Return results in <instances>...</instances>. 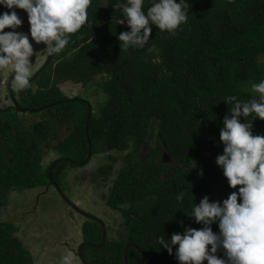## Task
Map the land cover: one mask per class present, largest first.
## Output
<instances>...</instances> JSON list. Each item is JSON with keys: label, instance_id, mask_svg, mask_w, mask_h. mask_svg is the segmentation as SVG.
I'll list each match as a JSON object with an SVG mask.
<instances>
[{"label": "trees", "instance_id": "trees-1", "mask_svg": "<svg viewBox=\"0 0 264 264\" xmlns=\"http://www.w3.org/2000/svg\"><path fill=\"white\" fill-rule=\"evenodd\" d=\"M114 2L93 0L88 10L92 27L86 24L73 34L35 80L37 89L20 95V106L44 108L39 120L25 128L17 113L0 109V205L7 203L10 190L47 183L51 162L44 164L43 150L81 162L91 146L93 154L106 153L108 159L97 176L106 178L115 163L121 164L107 204L120 212L125 232L100 249L85 247L84 257L90 264H124L123 249L133 243L150 256L176 261L154 244L155 238L183 231L178 221L201 227L186 216L195 203L205 195L222 200L232 191L215 164L222 154L219 128L231 108L222 100L229 95L247 100L253 95L251 84L264 79V0H189L188 22L175 35L153 26L144 48L128 50L117 39L129 29L120 24ZM150 6L151 0H145L144 10ZM67 81L94 86L104 95L88 119V105L63 93L60 86ZM63 124H71V132L53 145ZM254 132L264 134V121H254ZM150 138L153 146L143 155ZM130 145L122 157L110 154ZM77 166L62 159L51 176L63 186L67 170ZM180 192L185 193L182 203L176 200ZM13 228L0 224V264H33ZM82 232L93 242L101 234L94 221H86ZM127 258L129 264H169L133 247Z\"/></svg>", "mask_w": 264, "mask_h": 264}, {"label": "clouds", "instance_id": "clouds-1", "mask_svg": "<svg viewBox=\"0 0 264 264\" xmlns=\"http://www.w3.org/2000/svg\"><path fill=\"white\" fill-rule=\"evenodd\" d=\"M92 3L0 0L5 9L0 12V72L11 68L18 92L29 88L34 74L33 57L40 51L33 45H45L43 51L48 56L61 53L73 34L86 24L92 27L88 14ZM111 5L122 15L120 24L126 23L129 29L117 36L124 50L144 48L153 26L175 35L188 22L192 7L189 0H151L146 11L145 0H115ZM17 9L27 15L28 32L21 30L24 20ZM251 93L247 100L236 95L222 100L231 108L221 121L222 154L216 156L215 164L232 191L222 200L205 195L195 203L186 216L201 227L178 221L183 231L170 237L164 233L154 240L160 249L174 255L178 264H264V134L254 132V121H264V79L251 84ZM199 175L203 176L202 169ZM184 196L180 192L176 200L182 203ZM213 225H218V231H213Z\"/></svg>", "mask_w": 264, "mask_h": 264}, {"label": "rangeland", "instance_id": "rangeland-1", "mask_svg": "<svg viewBox=\"0 0 264 264\" xmlns=\"http://www.w3.org/2000/svg\"><path fill=\"white\" fill-rule=\"evenodd\" d=\"M199 1H203V0H199ZM22 16L21 18L27 22V15L26 13L22 10ZM125 26L126 23H125ZM31 42V41H30ZM34 48H37V51H40V55L33 57L34 59L41 56V55H45L46 53L43 51V47L40 48V46H43V44L40 45H33ZM43 59V58H42ZM42 63H40V61H35V67H34V72L41 66ZM39 66V67H38ZM36 69V70H35ZM10 75H12V70L11 68L0 72V102L4 103V104H8V100H6V86L5 83L3 85V83H1V81H6V78L10 77ZM101 79V76L98 75L96 77V80ZM31 84V83H30ZM37 84L33 83L30 86V89L32 91H35V89H37ZM61 89L63 90V93L65 95H67L68 97H73L75 95H79L80 97L83 98H89L88 103L92 104V112H97L98 109V103L104 99V95L95 90L94 86H82L81 84L78 83H74L72 81H67V82H63L61 83ZM13 89L14 91H16L15 87H14V83H13ZM26 91H24L25 93ZM98 100V102H96ZM20 119L22 120V123L24 125L25 128H29L30 124L39 120L40 119V113H23L20 115ZM72 127L69 125H66V127H62L59 130V134H58V138L53 141V145H58L64 138H66L70 132H71ZM153 137V136H152ZM149 144L146 145V147L143 150V155H148V151L149 149H151V147L153 146V142L152 139L150 138V142H148ZM132 149V146L130 145L126 150L122 151V152H117V151H111L110 154L113 155L114 157H122L124 156L128 151H130ZM106 155V153H102V154H95L94 157H92V159L90 160V162L85 165L84 167L82 166H77L74 167V169H72L73 167L69 168L67 170V174L65 177V182L68 183V185L71 187V189H67L65 184H62L63 189L65 191V195L72 201H74L76 203V205H79V207L85 209L87 212H92L95 215L98 216H106V215H114L115 212H112L108 207L106 208L105 205H102L106 196L104 197V192L107 190L106 188L108 187V184L110 181H107V183L104 182V180L99 179L98 180H93L94 178H96L97 175L93 176L92 173H94L98 167L101 164L106 163V161H108L107 158H104ZM55 156V152L49 151V150H43V162L44 163H48L50 161V159H52V157ZM115 169H117L118 167H121L120 163H115ZM116 172V171H115ZM96 181L97 186L95 188V190L93 189L94 186V182ZM93 186H92V185ZM99 185V186H98ZM40 188H35V189H29V190H25L22 193H12L11 196L9 195V204L8 206H6L5 208V213H2V208L0 209V215L2 216L3 220L6 221H15L17 225L22 224L23 229V235L24 237H28L29 234L31 236H34V232L36 233V231L34 230V226L37 224H41V226L44 227H53V223H61V221L59 220L60 218V214L56 213V216H53V219L50 220V217L47 215L46 219H44V217H42L43 222H39L37 223V220L35 218V215H30L28 217H24L22 218V215L20 213H22L24 211V208L22 206L25 207L26 209H30V205H33L34 203V197L35 195H37V193L40 191ZM53 193V192H52ZM106 194V193H105ZM102 195V197H101ZM47 200H49L48 197H46ZM65 207H67V205L64 204ZM46 205L43 204L42 206V211H46ZM104 208H106L107 210H105ZM38 209V207H37ZM36 209V210H37ZM46 209V210H45ZM39 210V209H38ZM66 221H67V225L65 226L66 228V232H64L63 234L60 235V238L58 239L59 241L65 240L67 243L70 244V246H74L75 248L77 247L78 244H76L77 242H79L80 240V227L79 225L83 222V218L81 215H77L74 216L75 220H71L70 219V215L68 213V210H66ZM14 215V216H13ZM38 216H41L40 214H38ZM49 217V218H48ZM13 218V219H12ZM63 218V217H62ZM65 218V217H64ZM61 219V218H60ZM47 220V221H46ZM105 221H107L105 219ZM117 222L110 221L108 222V228H107V234L108 237L112 240H119L121 239V235L120 234H124L125 229L123 226L120 225V221L116 220ZM119 221V223H118ZM51 222V223H50ZM55 224V227L56 225ZM69 224V225H68ZM54 227V228H55ZM43 229V228H42ZM59 231V228L56 230ZM29 233V234H28ZM36 240H33V243H35ZM47 243V242H46ZM44 244L42 247H36V249H38V253L39 254H43L45 258H47L46 256H48L47 258V262L52 263V261L50 260V253L54 252L56 250L58 254V256H56L54 258V263L53 264H82L81 261L79 259H77L75 257V254L67 249L66 246H64L63 244H58V242H56L57 246L54 247V245L51 244ZM62 243V242H61ZM67 258V261H66ZM43 260V259H42ZM38 261V260H37Z\"/></svg>", "mask_w": 264, "mask_h": 264}, {"label": "flooded vegetation", "instance_id": "flooded-vegetation-1", "mask_svg": "<svg viewBox=\"0 0 264 264\" xmlns=\"http://www.w3.org/2000/svg\"><path fill=\"white\" fill-rule=\"evenodd\" d=\"M22 10H20L18 13H19V15L20 16H22ZM24 29H21L22 31H24V32H28V29H29V24H28V22H25L24 21ZM43 47V48H42ZM40 48H42V49H44L45 48V45H43V46H40ZM36 50H37V48H36ZM40 55V54H39ZM55 55V54H54ZM54 55L52 56V58H51V60L53 59V57H54ZM43 58V59H42ZM47 58H48V55L47 54H45V55H41V56H39V57H37V58H35V61H40V63H42L41 64V66L34 72V74L42 67V65L46 62V60H47ZM34 59V58H33ZM51 60H50V62H51ZM50 64V63H49ZM49 66V65H48ZM47 66V67H48ZM33 74V75H34ZM9 78V77H8ZM8 78H6V81H5V86H6V83H7V81H8ZM35 82V81H34ZM34 82H31V84H33ZM1 83H2V81H1ZM13 83H14V80H13ZM31 84H30V86H31ZM30 86H29V88L26 90V92L24 93V92H18L17 90L16 91H14V89H13V92L14 93H12L13 94V96H14V98H15V100L17 101H19L20 102V100H19V97H20V95H23V94H27L28 93V91L30 90ZM63 91V90H62ZM6 94H7V91H6ZM69 99H82V100H84V98L83 97H80L79 95H75V96H73V97H69ZM6 100H8V104H4V103H2V102H0V109H7V110H12V111H14L15 113H17L18 114V116L20 117V115L21 114H23V113H26V114H28V113H41V111L44 109V108H42V109H40V108H29V107H27V106H20V108L21 109H24V111H17L16 110V108L12 105V102H11V100H10V97H9V95L7 94V96H6ZM17 101V102H18ZM19 102H18V104H19ZM66 125H69V126H71V124H63V125H58V130H60V128H62V127H66ZM72 127V126H71ZM55 141V140H54ZM53 143V142H52ZM89 148H90V150H91V146H89ZM89 150V149H88ZM52 152H55V156L54 157H52V159H50V161L48 162V163H50V165L55 161V160H57V159H64V160H66L67 158H63V157H61L60 155H59V152L58 151H53V150H51ZM95 156V154H93L92 153V150H91V157H90V159H89V161L85 164V165H87L89 162H90V160L92 159V157H94ZM44 158V157H43ZM44 160V159H43ZM71 160V159H70ZM69 162V161H68ZM45 164V163H44ZM85 165H82V167H84ZM118 169H119V167L116 169V172H115V169H113L112 170V173H111V175L110 176H108V177H106V178H103L102 176H96V178L97 179H93V180H98L99 181V179H101V180H104V182L105 183H107V181H110L109 182V184H108V187L106 188L107 190L104 192V197L106 196V198H105V200H104V202H103V204L102 205H105V207L107 208H109L112 212H115V214L113 215H106L105 217L104 216H98V215H95L94 213H92V212H87L85 209H83V208H81L82 210H84L86 213H88L89 215H92V216H95V217H97V218H99V219H101L104 223H105V228H106V230H105V233H106V235H105V240H104V242H103V244H102V246L101 247H98V246H100V244H101V242H102V230H101V227H100V238H98L96 241H86V240H84L83 239V232H82V228L84 227V225H85V223H86V221H94V222H96L94 219H90V218H87V217H84L83 215H81L82 216V220H83V222L79 225V227H80V231L81 232H79L80 233V240H79V242H77L76 244H80V243H82V242H87V243H91V244H93V246H84V248H83V250H82V252L84 253V249H85V247H91V248H94V249H100V248H102L107 242H110V241H112V239H110L109 237H108V234H107V228H108V222H110V221H113V219H114V222H117L116 220H117V218H118V220L120 221V223H121V221H122V217H121V214H120V212H118V211H116V210H114L111 206H109L108 204H107V198H108V194H109V191H110V188H111V186H112V182H113V180H114V178L116 177V174H117V171H118ZM97 171V170H96ZM96 171L94 172V173H92V175L94 176V175H96ZM49 175V174H48ZM66 177V176H65ZM52 180H53V177H52ZM92 180V181H93ZM53 182L55 183V184H57L54 180H53ZM53 182H50V179H49V176H48V181H47V183L44 185V186H42V187H39L41 190L37 193V195H35V197H34V203H33V205H30V209H26L25 210V207L24 206H22L23 208H24V211L22 212V213H20L21 215H22V218H24L25 216L26 217H28V216H30V215H35V218H36V220H37V223H39L40 221L41 222H43V220H45L46 219V216L48 215L49 217H50V220H52L53 219V216H56V213H59L61 216H60V218H59V220L61 221V223H58L57 224V222L56 223H53L52 225H53V227H44V226H41V224L39 223V224H37V225H35L34 227V230L36 231V233L34 232L33 234H34V236H31L29 233V236L27 237H24V235H23V232H22V230H24L23 229V227L24 226H22V224H19V225H17L16 224V222L15 221H6V220H3L2 219V216L0 215V224H12L13 225V229H15V232H12V234L14 235V236H16L21 242H22V245H23V247L25 248V249H27L30 253H31V256H32V262H33V264H53L55 261H54V258L56 257V256H58V254L59 253H57V251L58 250H56V251H54V252H51L50 253V260L52 261V263H50V262H47V258H48V256H46L47 258H45L44 257V255L41 253V254H39L38 253V249H36V247L38 248V247H42L46 242V244H51L52 243V245H54V247H56L57 246V244H56V242H58V244H63L64 246H66L67 247V249H69V250H71L74 254H75V252H76V249H77V247H78V245H77V247L75 248L74 246H70V244L69 243H67L65 240H62V241H59L58 239L60 238V235L61 234H63L64 232H66L65 230H66V228H65V226L67 225V221H66V210H68V213H69V215H70V219L71 220H75V218H74V216H77V215H80V214H78V213H76V212H74L66 203H65V201L62 199V196L60 195V193H59V191H58V189L55 187V185H54V183ZM64 182H65V179H64ZM95 184H94V186H93V189L95 190V188H96V186H97V183H96V181H93ZM57 186H58V188H59V190H60V192H61V194L63 193V195L65 196V197H67L66 195H65V191H64V189H63V187L62 186H59L58 184H57ZM65 186H66V188L67 189H71V187L68 185V183L67 182H65ZM99 186V185H98ZM25 190H29V189H23V190H19V191H17V190H10L8 193H7V195H6V201H7V203L5 204V205H0V209L2 210V213L4 214L5 213V208H6V206H8V204H9V195L11 196V194L12 193H22V192H24ZM53 192V193H52ZM106 193V194H105ZM46 197H48L49 198V200H47L46 199ZM101 197H102V195H101ZM67 199H69L68 197H67ZM70 200V199H69ZM70 201H72V200H70ZM73 203H75L74 201H72ZM43 204L44 205H46V209H47V212L46 211H42L43 209H42V206H43ZM64 204L65 205H67V207H65L64 206ZM76 204V203H75ZM77 206H79V205H77ZM37 207H38V209H37ZM106 208H104L105 210H107ZM37 209V210H36ZM45 209V210H46ZM38 214H40L41 216H38ZM14 216V215H13ZM42 217H44V219L42 220ZM48 217V218H49ZM63 217V218H62ZM65 217V218H64ZM28 218H30L31 219V217H28ZM52 218V219H51ZM13 219V218H12ZM25 219V218H24ZM105 219L108 221H105ZM47 221V220H46ZM119 221H118V223H119ZM51 223V222H50ZM97 223V222H96ZM55 224H57L56 225V227H55ZM98 224V223H97ZM110 224H111V222H110ZM69 225V224H68ZM99 225V224H98ZM100 226V225H99ZM55 227V228H54ZM43 228V229H42ZM59 228V231H56L57 229ZM33 240H36L35 241V243H33ZM62 242V243H61ZM75 257L77 258V259H79L76 255H75ZM83 257H84V254H83ZM85 258V257H84ZM43 259V260H42ZM38 260V261H37ZM85 260L87 261V259L85 258ZM169 261H171V260H169ZM88 262V261H87ZM89 263V262H88ZM90 264V263H89Z\"/></svg>", "mask_w": 264, "mask_h": 264}, {"label": "water", "instance_id": "water-1", "mask_svg": "<svg viewBox=\"0 0 264 264\" xmlns=\"http://www.w3.org/2000/svg\"><path fill=\"white\" fill-rule=\"evenodd\" d=\"M19 11H20V10L17 9V12H19ZM22 29H24V25L22 26ZM51 58H52V56H48L46 62L42 65V67H41V68H40V69H39V70L33 75V77L31 78V82H34V81H35V80L41 75V73L47 68V66H48L49 63H50ZM13 80H14V79H13V73H12V75H10V77L8 78V81H7V83H6V91H7V94L9 95L10 100H11V102H12V105L16 108V110H17V111H24V109H21V108H20L18 102L15 100L14 96L12 95V83H13ZM31 82H30V83H31ZM70 100H72V99H70ZM78 100H81V101L85 102V103L88 105V114H87V119H88V117H89L90 114L92 113V107H91V104L88 103V102L85 101V100H82V99H78ZM42 108H43V107H41L40 109H42ZM87 119H86V122H85V128H86V130H87ZM90 157H91V150H90V148H89L88 153H87V156H86V158H85L83 161H81V162H75V161L70 160V159H66V160L69 161V162H71V163H74V164H76V165H78V166H81V165L86 164V163L89 161ZM60 160H62V159H57V160H55V161L50 165L49 172H48L50 182H53V180H52V176H51V170H52L53 166H54L56 163H58ZM53 183H54V182H53ZM54 185H55V187L58 189L60 195L62 196V199L65 201V203H66V204H67V205H68V206H69L74 212H76V213H78V214H80V215H83L84 217H87V218H90V219H94L95 221H97V223L100 225L101 230H102V242H101L100 246H98V247H101L102 244H103V242H104V240H105V235H106V233H105V230H106V228H105V223H104L101 219H99V218H97V217H95V216L89 215V214L86 213L84 210H82L79 206H77L75 203H73L72 201H70L69 199H67V197H65V196L63 195V193L61 194V192H60V190H59L57 184L54 183ZM84 246H93V244H91V243H87V242H82V243H80V244L78 245L77 249H76L75 255L79 258V260L81 261L82 264H89V263L85 260V258L83 257V252H82V250H83ZM129 247H133V248L137 249L140 253H142V255H144L145 257H147V258H149V259H151V260H154V261H157V262L169 263V264H178V261L162 260V259H159V258H155V257H153V256H150L149 254H147L145 251H143V250H141L140 248H138V247H137L135 244H133V243H127V244L125 245L124 249H123L124 264H129V263H128V258H127V251H128V249H129Z\"/></svg>", "mask_w": 264, "mask_h": 264}]
</instances>
